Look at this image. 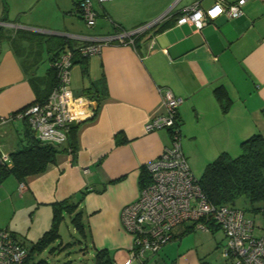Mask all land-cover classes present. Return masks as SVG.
Listing matches in <instances>:
<instances>
[{"label":"crops","instance_id":"1","mask_svg":"<svg viewBox=\"0 0 264 264\" xmlns=\"http://www.w3.org/2000/svg\"><path fill=\"white\" fill-rule=\"evenodd\" d=\"M79 1L0 0V26L10 37L0 44V118L6 117L0 121V151L8 156L26 144L28 129L37 137L19 110L48 92L52 57L92 37L162 19L133 43L113 41L97 53L74 54L69 87L78 97L74 111H82L71 123L77 124L75 151L66 139L42 172L23 180L9 175L0 190L10 198L17 194L27 210L44 208L48 214L53 203L87 188L79 208L93 253L106 249L115 264H124L131 236L123 229L121 210L139 194L141 167L170 143L166 129H144L149 118L164 112L161 89L182 98L180 144L190 169V161L206 165L221 152L236 156L242 140L264 136V0H246L241 16L220 15L200 30L176 22L194 0H96L92 26L82 18ZM199 1L204 8L213 2ZM216 88L226 96L218 98ZM192 224L175 226L159 251L130 264H231L222 254L223 233L220 240L215 236L221 229L212 233ZM257 225L256 236L264 235V223ZM217 248L222 263L211 255Z\"/></svg>","mask_w":264,"mask_h":264},{"label":"built area","instance_id":"2","mask_svg":"<svg viewBox=\"0 0 264 264\" xmlns=\"http://www.w3.org/2000/svg\"><path fill=\"white\" fill-rule=\"evenodd\" d=\"M111 0H99L105 2ZM180 0H176L175 4ZM246 0H213L208 7L194 0L185 6L177 18L178 24L189 23L200 30L220 15L234 19L243 14ZM79 12L87 26L95 23L96 12L91 0H80ZM219 11L215 16L213 12ZM162 16L135 29L92 37L91 42L74 49H63L51 65L56 70V83L41 102L28 105L20 112L28 118L37 138L42 142L60 145L67 139L70 124L80 120L82 111H74L78 99L69 87L70 68L75 52L91 55L113 41L134 42V37L159 22ZM164 112L149 118L146 132L166 129L170 143L153 160L145 164L150 177L139 189L137 198L123 206L121 223L131 236L130 256L124 264L143 262L147 253H155L171 238V230L187 221L197 229L208 230V222L218 225L224 235L222 254L231 264H264V235L254 234L255 223L241 209L229 205L215 206L204 195L198 177H195L180 144L178 107L182 98L170 89L160 90ZM6 117H1L3 122ZM9 156L0 151V163ZM23 185L20 184V188ZM27 246L14 238L9 230L0 228V264H30Z\"/></svg>","mask_w":264,"mask_h":264},{"label":"trees","instance_id":"3","mask_svg":"<svg viewBox=\"0 0 264 264\" xmlns=\"http://www.w3.org/2000/svg\"><path fill=\"white\" fill-rule=\"evenodd\" d=\"M6 12L7 6L4 5L3 16L1 18L3 21L7 20ZM18 32L22 31H16V33ZM7 38L10 37L5 34V30L0 26V44ZM56 56L52 57V62ZM51 71H53L54 78L48 92L30 104L43 101L50 93L56 83V70L52 65ZM90 91V89H85L84 93L89 94ZM215 93L220 99L226 96L225 92L220 88H216ZM103 94H105V91ZM27 106L20 109L19 112L23 111ZM178 125L179 127L181 125L180 119ZM76 128L77 124H70L68 129L67 140L69 141L71 152H74L76 149ZM61 150L63 148L60 145L42 142L28 129L26 144L20 149L10 152L8 161L0 163V185L9 175H14L18 180H23L27 175L42 172ZM149 181L150 177L147 169L145 166L141 167L138 177L139 188L148 184ZM198 182L207 200L215 206L229 205L239 208L243 212L264 213V136L254 133L242 140L240 142V152L236 156H231L227 152H221L216 158L205 165L201 175L198 177ZM88 191L85 188L79 191L75 197L76 199L69 197L52 204L51 227L33 243L32 249H28V259H30L32 250H39L49 241L59 237L58 224L63 219L65 213L71 216V222L80 235L86 237L82 219L83 210L79 208V203ZM241 198H244L246 203L242 207H237L236 202ZM192 227H194V224H192ZM218 229L220 227L213 221L208 222V231L214 233ZM10 233L16 238L12 231ZM94 262L95 264H115L114 258L106 249L95 251Z\"/></svg>","mask_w":264,"mask_h":264},{"label":"rangeland","instance_id":"4","mask_svg":"<svg viewBox=\"0 0 264 264\" xmlns=\"http://www.w3.org/2000/svg\"><path fill=\"white\" fill-rule=\"evenodd\" d=\"M130 1H138L139 3L141 0ZM93 2L94 9L98 8L96 0H93ZM189 163L194 176L199 177L205 164L195 165L196 163H192L191 161ZM11 179L13 178L6 179L4 184L9 185L10 181H13ZM245 203L246 200L241 198L236 202V206L242 207ZM45 212L46 210L44 208H39L38 212L35 210H27L25 208V201H21L17 194H13L10 198L3 193V190H0V228L12 231L16 238L23 242L28 249H32L33 243L51 227V207L49 208L48 214H45ZM245 214L247 217L255 220L256 227L259 226L257 223H264V217L261 214L256 215L249 211H246ZM186 223H189V221ZM58 233V238L49 241L39 250L34 249L31 251L30 264H95L94 253L91 248L89 236H87L88 234H86L87 237L85 238L80 235L71 222L70 215L66 213L63 215V219L58 224ZM254 234L259 235V229H254ZM215 236L217 240L223 237L222 232H218ZM211 255L215 256L219 262H223L224 258L222 257L221 249L217 248L211 251Z\"/></svg>","mask_w":264,"mask_h":264},{"label":"snow or ice","instance_id":"5","mask_svg":"<svg viewBox=\"0 0 264 264\" xmlns=\"http://www.w3.org/2000/svg\"><path fill=\"white\" fill-rule=\"evenodd\" d=\"M219 11V9H217L216 12H213L212 15L215 16L217 14V12Z\"/></svg>","mask_w":264,"mask_h":264}]
</instances>
